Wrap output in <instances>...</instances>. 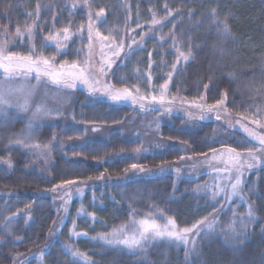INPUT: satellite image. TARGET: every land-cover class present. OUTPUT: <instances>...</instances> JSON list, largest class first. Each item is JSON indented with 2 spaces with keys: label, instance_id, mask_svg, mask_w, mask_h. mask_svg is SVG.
<instances>
[{
  "label": "trees",
  "instance_id": "obj_1",
  "mask_svg": "<svg viewBox=\"0 0 264 264\" xmlns=\"http://www.w3.org/2000/svg\"><path fill=\"white\" fill-rule=\"evenodd\" d=\"M213 9L227 22L229 34L211 25ZM112 13L118 16V31L109 39L123 41L125 48L119 56L110 54L111 67L104 75L111 86L141 90L136 84L142 73L158 86L167 83L165 91L172 97L201 100L205 106L224 100V110L233 117L264 120V0H0V39L8 41L9 51L27 55L33 44L44 45L49 35L59 32L62 40L67 27L74 35L64 42L66 47L58 50L51 41L42 46L43 53L55 57L57 65L79 61L87 67L91 61L96 69L99 52L107 49L97 40L89 47L87 20L99 23ZM153 18L161 23L153 25ZM17 28L23 35L17 36ZM171 36L177 39L175 45ZM128 45L134 51L126 57ZM189 47V59H178V51L187 55ZM76 84L73 124H34L27 147L16 142L28 134L23 114L7 109L0 119V160L10 164L8 170L0 166V264H264V162L247 171L239 195L227 202L218 197L216 203L204 194L207 174L195 177L179 169L184 152L178 147L148 153L135 162L129 153L140 142L113 132L103 141L87 140L62 153L57 141L81 138L87 125H114L139 114L131 101L113 102ZM148 112L156 115L158 109ZM184 122L180 114L168 113L159 135L183 144L193 157H206V166L220 162V157L212 160V149L221 153L236 147L244 152L257 146L230 129L224 140L213 142V122L195 129ZM37 144L47 145L51 155L48 177L28 169ZM133 164L153 168L152 174L127 176ZM65 181L91 186L72 199L64 224L57 227L51 193ZM250 205L252 219L247 218ZM133 211L137 220L163 213L183 227L207 217L213 228L200 234L195 251L187 256L183 245L167 242L143 252L101 242L100 236L127 224Z\"/></svg>",
  "mask_w": 264,
  "mask_h": 264
},
{
  "label": "snow or ice",
  "instance_id": "obj_2",
  "mask_svg": "<svg viewBox=\"0 0 264 264\" xmlns=\"http://www.w3.org/2000/svg\"><path fill=\"white\" fill-rule=\"evenodd\" d=\"M39 11L40 6L38 5L36 9L37 16H39ZM169 15H171V12H169ZM210 16L211 25L215 26L218 32L222 31L225 35L229 34L227 22L221 21L217 18L215 9L211 11ZM159 23H161V21L153 18V25ZM87 31L89 47L91 48V43L94 39L93 27L91 24L88 26ZM27 33L29 39H31L33 36V26L27 28ZM16 34L17 36L23 35L19 28H17ZM5 35H7L6 31ZM72 35L74 34L70 33V29L65 27L63 29L62 40L61 33L58 32L55 35L45 37V44L43 46H48V41H55L56 47L59 50L62 47H66V43L64 42L71 40ZM95 38L100 42L102 48L109 47L113 56H119L120 52L125 48L123 41L116 44L109 39V36H103L99 31L95 32ZM170 39L173 40L174 45L177 43L175 36H171ZM132 43L136 44L137 42L133 39ZM127 47L129 48V52L125 54L126 56L130 55L131 51H134L131 45H128ZM177 55L178 59L182 58L187 61L191 56V48L189 47L187 55H185L184 51H178ZM110 67L111 60L104 61L98 69L99 74H106L107 69ZM174 68L175 65H173V69ZM96 72L97 70L91 65L90 61L88 62L87 67L77 63L68 65L67 62L57 65L55 57L50 58L43 54H38L34 44L30 47L27 55H22L9 51L8 41L0 40V119L5 118L6 111L10 107H16L21 111L27 110L29 107V98L33 95L34 90L41 85L73 88L76 86L77 81L86 85L89 91L93 94L102 91L103 94L113 102L119 103L131 101L133 104L139 103L141 108L145 107V104L143 103L144 101H148L149 103H159L161 105H164L165 103V97L163 94L159 97L153 95L149 100L148 96L139 95V89H136L135 94L129 88L116 89L111 85H106L102 89L99 87L100 81L97 78ZM32 79H35L36 81L35 86L29 83H18L15 85L11 83L14 81L28 82ZM149 79H151L150 76ZM168 79H171V73H169ZM167 87V83L161 85V89L163 90H167ZM205 88H207V85H205ZM224 102V100H218L216 103L222 107ZM196 107L203 106L196 105ZM213 110H216V106H208V111ZM53 112L59 114L58 109H49L43 105L37 106L33 112V119L28 121L25 130L28 134H22L16 142L24 144L27 147L28 145L26 142L31 139V132L34 128V119L40 115H51ZM219 118L218 115L217 119ZM201 119H203V115L201 116ZM236 123H240V121H237ZM253 123L257 124L259 127H264V124H261L258 120L253 121ZM240 126L243 131L247 133L250 140L257 142L258 146L254 145L244 152L238 151L236 147H227L221 153H217L215 149H212V160H217V158L220 157V163L225 165L223 171L227 173L234 170L235 172V175L230 179V191H227L220 185H214L211 188H209L207 184L204 186V194L210 196L216 201V203H219L218 197H220L221 194H224L227 202L229 197L235 196L239 193L243 182L241 176L243 175L245 168L252 169L258 164L264 162V134H260L243 124ZM33 147L39 148L40 145L37 144ZM44 148H47V145H45ZM137 151H139V149ZM132 167L136 168L137 166L133 164ZM140 170L143 171L142 168ZM215 170L217 172L221 171L220 168H216ZM65 183L70 184L72 182L65 181ZM58 190V186L52 189L53 192H57ZM222 209L223 205L221 204V210ZM252 217L253 208L250 205L247 212V218L252 219ZM212 228L213 224L207 217L198 220L191 227H180L173 217H165L163 213H160L159 216L148 215L137 220L136 213L133 211L132 218L127 224L114 228L111 233L102 235L99 239L106 241L108 244L122 245L129 250H139L141 252L146 251L147 247L159 242H167L169 245H183L187 256L188 253L195 251L197 247V238L200 234L206 230L210 231ZM189 245L191 247H189ZM73 255L76 256L79 255V253L73 252Z\"/></svg>",
  "mask_w": 264,
  "mask_h": 264
},
{
  "label": "rangeland",
  "instance_id": "obj_3",
  "mask_svg": "<svg viewBox=\"0 0 264 264\" xmlns=\"http://www.w3.org/2000/svg\"><path fill=\"white\" fill-rule=\"evenodd\" d=\"M117 20H118V16L116 13H112L109 18H107L106 16L99 18V23L97 22L98 20L93 22L91 18H88L87 29L88 26L91 24L93 27V37H94L93 40H97L95 38L96 31H99L103 36L115 35L116 32L118 31ZM50 43L51 41L47 42V44ZM42 46L36 45L35 47L36 52L38 54L45 55L43 53L44 48H42ZM100 48H102V45L100 46ZM103 48L110 50L109 47H103ZM107 50L104 53L99 52L100 63L96 64V70H97L96 75L100 81L99 87H101L102 89L106 85H110L108 81L109 79L106 77V75H100L98 71L99 67L101 66L102 63H104V61L112 59L110 55L112 54V52L111 51L107 52ZM45 56L50 58L52 57L51 55H47V54ZM76 63L79 64L80 62L78 61ZM140 76L142 80L138 81L136 84L141 86V90H139V95L148 96L150 100L151 96L153 95L159 97L161 94H163L165 97L164 105H161L159 103H149L148 101H144L143 103L145 104V107L141 108L140 104L137 103L135 104V108L138 109L139 114L128 115L123 121L114 125H108V126L87 125L84 129V133L81 138L68 140V141H62V140L57 141V143L59 144V151L63 153L65 149L71 146H76L78 144H81L87 140L103 141L111 133L119 132L121 136L127 140H138L140 142L139 146H137L133 151L129 153L130 158H132L135 162H138L142 157H144L148 153L161 152L162 150L170 147H178L184 152L183 158L178 163L179 169L181 171L183 170L188 171L191 175L195 177L198 174L205 173L208 175L207 185L209 186V188L213 187L214 185H220L224 187L227 191H230V179L235 175L234 170L226 173L225 171H223L225 165L220 162L212 166H206V164H208V162L204 160V158L207 159L206 157L204 158L203 156L193 157L189 154V149L183 144L162 138L159 135V131H158L159 125L162 122L166 121L168 113H177L183 116L185 118V122L183 126L190 129L197 128L200 125V123L213 122L215 124V130L211 135V139L213 142L216 141L219 142L224 140L225 138L224 133L228 129H230L231 131H239L244 135V137L247 140L251 141L250 138L247 136V133L243 131L240 125L243 124L244 126L259 132L260 134H264V127H259L257 124L253 123V120H247V119L243 120L233 117L231 114H228L224 110L223 106L221 107L219 105H215L216 110L208 111V105L205 106L201 100L190 101L178 97H172L170 94L167 93V91L161 89V86L154 84L152 79L149 80L145 79V76L142 73H140ZM77 82L80 84L79 81ZM11 83H13L14 85L18 83H29L33 86L36 85L35 79H32L28 82L14 81ZM72 89L73 88L57 87L53 85H48V86L41 85L34 90L33 95L29 98L28 101L29 107L27 110L21 111L18 110L16 107H10L8 109L19 111L20 113L23 114V117L28 121L30 119H33V112L35 111L37 106L43 105L49 109H58L59 114L53 112L51 115H40L36 117L34 119V124L36 125V124L49 123V124H61L63 126H70L73 124V121L71 119V112H72L71 109H72V103L74 101V94ZM133 93L134 94L136 93L135 89L133 90ZM101 94L102 96H105L102 91ZM196 105H201L203 107H196ZM173 107L175 109H172ZM154 108L158 109V113L156 115L148 112L154 110ZM202 115H203V119H201ZM218 115L220 117L219 119H217ZM237 121H240V123H236ZM260 123L264 124V120L262 119ZM252 142H254L258 146L257 142L255 141ZM138 149L139 151H137ZM51 161L52 158L48 151V147L47 148L40 147L34 153L31 159V163L28 166V169L30 170L33 169L37 171L40 175L48 177ZM0 166L4 167L7 170L10 168V164L2 160H0ZM141 168L143 169V171L140 170ZM216 168H220L221 171L217 172L215 170ZM249 170L250 169L247 170V168L244 169L243 175L241 176L242 181L245 178L244 177L245 174ZM152 171L153 168L149 169L147 167H139V168L132 167L127 176L152 174L151 173ZM57 186L59 187V190L57 192L52 191L51 194L55 199V205L57 206V210H58V218H57L58 222L56 224V226L58 227L59 225L61 226L62 224H64L66 220V213L72 199L80 197L82 193L85 191V189H87L91 185H85V184L73 182L70 184H61ZM239 194L240 191L237 195ZM220 198L225 200L224 194H221ZM209 221L213 223L212 219H209ZM191 226H187V227H191ZM57 227H55V232L58 229ZM101 242L108 244L104 240H102ZM77 257L81 258V255H78Z\"/></svg>",
  "mask_w": 264,
  "mask_h": 264
}]
</instances>
